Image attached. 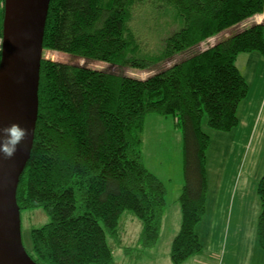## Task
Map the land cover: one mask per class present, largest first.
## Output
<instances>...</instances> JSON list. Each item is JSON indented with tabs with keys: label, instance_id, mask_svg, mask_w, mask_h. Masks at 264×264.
I'll use <instances>...</instances> for the list:
<instances>
[{
	"label": "trees",
	"instance_id": "trees-1",
	"mask_svg": "<svg viewBox=\"0 0 264 264\" xmlns=\"http://www.w3.org/2000/svg\"><path fill=\"white\" fill-rule=\"evenodd\" d=\"M139 1L50 0L34 143L17 190L21 214L41 207L50 217L31 232L29 254L39 264H114L108 237L119 238L126 211L142 223L144 250L157 243L168 205L165 184L143 162L151 115L172 116L183 141L182 223L170 258L182 264L203 249L195 226L207 210L211 138L202 121L206 117L208 126L221 132L239 124L249 83L237 60L253 51L264 58V23L236 27L263 13L264 0H164L180 27L159 52L147 56L130 28ZM224 31L229 34L219 36ZM211 38L218 40L209 45ZM47 51L141 69L172 62L143 79L57 61L46 57ZM257 192V236L264 249V175Z\"/></svg>",
	"mask_w": 264,
	"mask_h": 264
},
{
	"label": "rangeland",
	"instance_id": "rangeland-1",
	"mask_svg": "<svg viewBox=\"0 0 264 264\" xmlns=\"http://www.w3.org/2000/svg\"><path fill=\"white\" fill-rule=\"evenodd\" d=\"M256 22L260 21L257 18H252ZM243 23L238 24L240 26ZM180 27V21L176 17V11L165 3L164 0H143L139 1L134 5L132 17L130 21V28L134 31L135 36L138 40L144 56L147 54H154L160 51L163 41L170 33ZM245 26H241L237 31L242 30ZM229 31L222 32L228 34ZM215 38L210 39L209 45L214 41ZM0 44H2V36L0 35ZM207 42H203L201 47L205 48ZM194 51L199 50L198 47L193 48ZM53 57L57 61L63 62H76L80 64H87L94 68L107 69L116 74L133 75L140 78H147L156 71H160L162 68L169 66L172 60L162 62L154 67L141 69L130 66H116L110 63L103 62L101 60H85V59H73L63 52H53ZM193 53L192 49L184 52L181 56L176 57L175 60H180ZM258 54L259 59H255L249 55ZM49 56H52L49 54ZM240 67L243 72L248 74L249 79L254 80V89L260 88L264 81V58L259 52L242 53L239 57ZM165 63V64H164ZM263 63V64H261ZM249 80V81H250ZM39 92V91H38ZM245 101V100H244ZM243 103V102H242ZM173 119L172 116H169ZM166 118V123L170 126L166 131L170 134V139H166L168 148L165 151L156 152L153 151L151 146L152 140L156 138L155 134H151L148 131V124L145 126L143 133V162L146 168L154 173L159 179L163 181L166 188L169 190L175 185L177 180L184 183V157H183V141L182 137H178L175 133L174 120ZM258 119L253 115L247 122L243 119L233 130L228 132L215 131L208 126L207 118H203V129L210 135L211 146L208 151V168L216 180H219L223 168L226 165L228 155L225 151L226 141L232 144V137L236 134V152L242 149L241 163L237 167L239 175L244 172L243 160L247 148L244 147L245 136L249 127ZM264 123V119H260V126ZM240 127V130H237ZM249 133V132H248ZM250 137L247 140L249 143L252 139V145L248 150L250 153L257 146V141L260 146L257 147L256 151L261 154L264 159V132L260 131L259 128L256 132V138L252 136V132L249 134ZM180 136V135H179ZM257 139V141H256ZM248 147V145H247ZM229 162V161H227ZM234 165V158L229 162V168ZM259 178L264 175V161L259 168ZM258 183V180H257ZM212 191V183L208 173V200ZM249 195L246 197L248 198ZM169 199V196H168ZM212 200L207 203V210L203 215L202 219L196 224L195 231L198 234L199 240L203 245V249L200 253L192 256L182 264H214L216 260L210 258V254L216 255L219 253L221 260L218 264H264V249L261 246L257 236V223L259 219V213L261 211L260 199L258 192L253 193V200L251 207H249V218L248 222L246 217L243 215L241 218L236 216V212L233 213L232 217H228L224 223H217L212 229L211 227V213L210 208ZM168 208L170 206L168 205ZM167 215V214H166ZM174 216V213H172ZM22 217V238L25 248L28 252L33 249V243L31 238L32 229L43 226L50 221V217L45 213L44 209L39 207L35 209L24 210L21 214ZM132 217H134L132 219ZM121 219L124 225L129 229L127 244H121L122 238L124 237L123 225H121ZM120 219L118 226L119 238L117 240L108 237V241L111 244L114 255V264H174L170 258L171 244L167 240V229L166 226H161L160 237L155 245L146 246L147 250L144 251L141 241L142 224L139 218L131 211H126ZM182 223V217L178 222V225ZM177 228V227H176ZM176 228L174 230H176ZM172 242V241H171ZM129 246L127 248H124ZM142 252L149 253L150 255L155 254L156 258L151 259L149 254H142ZM210 253V254H209ZM138 254V255H135ZM218 262V261H217ZM216 263V262H215Z\"/></svg>",
	"mask_w": 264,
	"mask_h": 264
},
{
	"label": "water",
	"instance_id": "water-1",
	"mask_svg": "<svg viewBox=\"0 0 264 264\" xmlns=\"http://www.w3.org/2000/svg\"><path fill=\"white\" fill-rule=\"evenodd\" d=\"M49 5L50 0L3 2L0 126L19 123L29 138L13 159L0 158V264H39L23 243L17 190L34 143Z\"/></svg>",
	"mask_w": 264,
	"mask_h": 264
},
{
	"label": "crops",
	"instance_id": "crops-1",
	"mask_svg": "<svg viewBox=\"0 0 264 264\" xmlns=\"http://www.w3.org/2000/svg\"><path fill=\"white\" fill-rule=\"evenodd\" d=\"M253 18H257L258 20L260 19V21L258 22L264 23V12L261 14H258L257 16ZM252 22H256V21L253 19H251L250 21H246L240 26H237L236 31L241 26L249 25ZM252 56L255 59H259L258 54L249 55V57H252ZM239 57L237 60L238 67L240 68V70L242 71L243 75L245 76V78L247 79L249 83V93L245 101H243V103H241L239 106V110H238L239 123L241 122L242 119L245 122H247V120L253 115L256 117V119H258V121L256 124L254 122L253 127L251 125L248 128L249 131H247V135L245 136L244 147L247 148V151L245 152L244 160L242 162L243 169H244V172L242 174L239 175L238 170H237V167L241 163L242 149H240L238 153H235L236 147H234L235 142H236L237 133L233 135L232 141H231L232 144H234V146L229 144L227 141L224 146L225 148L224 152L227 153L228 159L226 160V165L223 168L220 179L216 180L210 172V167L208 168L209 178L212 183V191L210 193L209 200H208V204L212 200V205L210 208V213L212 216L211 218L212 229L217 225V223H224L228 217H232L234 212H236V216L238 218H241L244 215L246 217V221L248 222L249 207H251V203L253 200V193L255 192V186H256V192H257V180L260 179L259 178V173H260L259 168L264 161V159H262L261 157V154H259L256 151L257 147L260 146L257 139H256L257 146L251 153L248 150V148H250L252 145V139H250L249 143H247V140L250 137L249 134L251 132H252L253 138L254 137L256 138V132L258 128L260 131L264 132V123L260 126V119L262 118L264 119V81L262 82V86L260 88L254 89L255 82L254 80L251 81L248 78L249 71L247 74L246 72H243V70L241 69ZM165 121L166 120L156 115H151L149 117V124H148L147 129L148 131H150L151 134L156 135V138H154L151 143V146L154 152H156L157 149L159 151H165L168 148V145L166 144V139H170L171 136L166 131V129L170 126V124L166 123ZM237 130H240V127H237ZM232 158H234V165L229 168V162ZM182 183L183 182H181L180 180H177L175 185L171 187L170 194H169V190L167 189V205H169L170 208H168L167 206V209L165 210L166 213L163 219V225L165 224L164 226H166L167 240L170 242V244L181 227V224L178 225V222L182 217L181 206L179 203ZM248 195L249 197L246 198ZM168 196H169V199H168ZM172 213H174V216L172 215ZM133 218L134 217H132V219ZM121 225H123L124 227L123 228L124 237L121 236L122 238L121 244L124 245V244H127L126 237H128L129 229L124 225L122 219H121ZM175 228L176 230H174ZM124 248H127V247H124ZM142 254H149V253L142 252ZM135 255H138V254H135ZM210 255H211L210 256L211 259L216 258V260L212 262L214 264H218L219 261L221 260V256L219 255V253H217L216 255L214 254H210ZM149 256L151 259L156 258L155 254H152V255L149 254Z\"/></svg>",
	"mask_w": 264,
	"mask_h": 264
},
{
	"label": "clouds",
	"instance_id": "clouds-1",
	"mask_svg": "<svg viewBox=\"0 0 264 264\" xmlns=\"http://www.w3.org/2000/svg\"><path fill=\"white\" fill-rule=\"evenodd\" d=\"M28 138L29 130L19 123L14 122L6 127L0 126V158L13 159Z\"/></svg>",
	"mask_w": 264,
	"mask_h": 264
},
{
	"label": "built area",
	"instance_id": "built-area-1",
	"mask_svg": "<svg viewBox=\"0 0 264 264\" xmlns=\"http://www.w3.org/2000/svg\"><path fill=\"white\" fill-rule=\"evenodd\" d=\"M0 46H1V44H0ZM49 54H51L52 56H49ZM53 52H51V51H47L46 53H45V55H46V57H51V58H54L53 57Z\"/></svg>",
	"mask_w": 264,
	"mask_h": 264
}]
</instances>
